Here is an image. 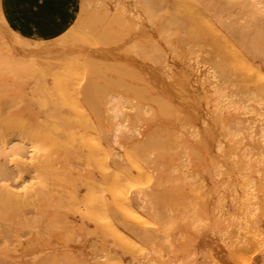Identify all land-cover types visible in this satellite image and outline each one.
<instances>
[{
    "label": "bare ground",
    "instance_id": "6f19581e",
    "mask_svg": "<svg viewBox=\"0 0 264 264\" xmlns=\"http://www.w3.org/2000/svg\"><path fill=\"white\" fill-rule=\"evenodd\" d=\"M84 1L53 39L0 11V232L30 234L2 239L1 262L64 263L72 211L95 264H264V0Z\"/></svg>",
    "mask_w": 264,
    "mask_h": 264
},
{
    "label": "rangeland",
    "instance_id": "374dc122",
    "mask_svg": "<svg viewBox=\"0 0 264 264\" xmlns=\"http://www.w3.org/2000/svg\"><path fill=\"white\" fill-rule=\"evenodd\" d=\"M83 1H84V0H83ZM83 1H82V0H78V1H77V4H76V16H75V19H74L72 25L75 24V23H77L79 17H80L81 15H85L86 12H87L85 6L83 5ZM85 1H87V0H85ZM85 1H84V4L86 3ZM89 1H90V0H89ZM96 1H97V0H96ZM90 2H91V1H90ZM94 2H95V1H94ZM101 2H102V1H101ZM101 2H100V0H99V3H101ZM91 3H93V2H91ZM97 3H98V2H97ZM0 11H2L1 0H0ZM2 13H3V11H2ZM72 25H71V26H72ZM30 39H32V38H30ZM33 40H35V39H33ZM110 112H111V111H110ZM111 113H113V112H111ZM69 166H70V167H69ZM69 166H68L69 169L72 168V167H75V168H74L75 170H76V167H78V168L80 167V166H78V165H75V166H72V167H71V165H69ZM81 166H83V165H81ZM84 167H85V169H86V171H87L86 166H84ZM58 168H59V166H58ZM65 168H67V167H65ZM65 168H63V167L61 166L60 170L63 171V169H65ZM68 168L65 169V172L67 171L66 173L69 172V169H68ZM74 169L72 168V171H70L69 173L73 172ZM81 169H84V168L81 167ZM81 169H78V170L82 171ZM70 170H71V169H70ZM62 171H61V173H62ZM83 171H84V170H83ZM83 171L80 172V173H78L79 171H77V173L80 175L81 173H83ZM65 172L62 173V174H66ZM61 173H60V174H61ZM75 173H76V172H75ZM85 173H86V172H85ZM85 173H84V174H85ZM60 174H59V176H60ZM71 174H72V176L74 175V173H71ZM71 174H70V175H71ZM78 174H77V176H78ZM61 176H62V175H61ZM67 176H68V175H67ZM67 176H66V178H67ZM75 176H76V175H74L73 177H75ZM77 176H76V177H77ZM81 176H82V175H81ZM85 176H86V174H85ZM62 177H64V176H62ZM78 177H79V176H78ZM78 177H77V178H78ZM82 177H83V176H82ZM143 178L145 179V176H144V175H143ZM68 179H70L69 176H68ZM79 179H80V178H79ZM147 179H148V177L145 179V181H143V179H141V182L144 183L143 185H146V186H147V185L149 184L148 181L146 182ZM27 180H29V177L27 178ZM27 180L24 181V182H26V184L30 183V181L27 183ZM73 180H74V178H73ZM71 181H72V180H71ZM24 182H23V181H20L19 183H21V184H18V183H17V184H18V186H19V185H22V186H23ZM63 182H64V181H63ZM76 182H77V180H76ZM141 182H139V185H140ZM79 183H80V182H79ZM142 183H141V184H142ZM66 184H68V183H66ZM70 184H71V183H70ZM24 185H25V184H24ZM80 185H81V184H80ZM80 185H79V186H80ZM82 185H83V184H82ZM139 185H138V187H139ZM143 185H142V187H143ZM18 186H17L15 189H17ZM140 186H141V185H140ZM20 187H21V186H20ZM138 187H137V188L135 187L136 190L138 189ZM142 187H139V189L142 190V191H144L145 188L143 187V188H144V189H143ZM21 188H22V187H21ZM21 188H18V189H21ZM141 188H142V189H141ZM146 188H147L146 191H149V190H148L149 187H146ZM140 190H139V191H140ZM143 193H144V192H143ZM143 193H142V194H143ZM144 194H145V193H144ZM144 194H143V195H144ZM143 195H142V196H143ZM146 196H147V194H145V195L143 196V198L146 197ZM65 197H66V195H65ZM65 197H64V198H65ZM67 197H68V196H67ZM69 197H70V196H69ZM61 198H62V197H61ZM64 198H63V199H64ZM146 198H147V197H146ZM146 198H145V199H146ZM148 198L150 199L149 196H148ZM148 198H147V199H148ZM67 199L72 200L73 198H67ZM67 199H66V201H68ZM82 199H83V198H82V196H81V200H82ZM145 199H143V202L140 203V204H141L140 209L144 206L145 209L148 210V207H150V206H148V205H150V204L147 205V202H149V201H147V199H146V201H145L146 203H145V204H146V206H148V207L146 208V206L143 205ZM79 200H80V198H79ZM79 200H78V201H79ZM66 201L63 200V204H64V202H66ZM151 201H152V200H151ZM60 202H61V200H60ZM83 202L86 203V199H84V201H81L80 204L83 203ZM72 203H74V201H73ZM142 203H143V204H142ZM151 203H152V202H151ZM76 204H77V203H75V205H76ZM140 204H139V203L137 204V202H136V205H137V206L140 205ZM61 205H62V204H61ZM65 205H66V204L63 205V208H64ZM67 205H68V203H67ZM69 205H70V204H69ZM78 205H79V204H78ZM142 205H143V206H142ZM151 205H152V204H151ZM70 206H71V205H70ZM81 206H83V208H81V209H84V205L82 204ZM81 206H80V207H81ZM134 206H135V205H134ZM61 207H62V206H61ZM65 207H66V206H65ZM73 207H75V206L73 205ZM151 207H152V206H151ZM63 208H62V209H63ZM77 208H78V207H77ZM128 208H129V207H128ZM135 208H136V209H135ZM27 209H29V208H27ZM27 209H26V210H27ZM60 209H61V208H60ZM60 209H59V210H60ZM65 209H66V208H65ZM68 209H69L68 211L70 212L71 207L68 208ZM74 209H75V208H73V209H71V210H74ZM81 209H80V210H81ZM126 209H127V208H126ZM138 209H139V206H138V208H137V207H133V209H132V208H129L128 210H132V211L134 212L135 210H138ZM140 209H139V211H138L139 214H140V211H142V210H140ZM149 209H150V208H149ZM30 210H31V211H30ZM122 210H123V211L125 210L124 205L122 206V208H120V211L122 212L121 214H124L125 212H123ZM143 210H144V208H143ZM147 210H144V211H146V212L142 211L146 217H144L143 214H141L140 216H141V217L143 216L144 218H147V216H148V212H147ZM152 210H153V207H152L151 211H152ZM32 211H33V209L30 207V209H29V211H27V213L29 212V213H31V215H33V214H32ZM63 211H64V210H63ZM63 211H58V212H60L59 215H60V214L62 215V212H63ZM68 211H65V213L68 212ZM74 211H75V210H74ZM76 211H77V210H76ZM78 211H79V210H78ZM83 211L85 212V210H83ZM151 211H149V212H151ZM58 212L56 211V212H54V213L58 214ZM126 212H127V210H126ZM130 212H131V211H130ZM133 212H132V214H130V215H133ZM142 212H141V213H142ZM152 212H153V211H152ZM152 212H151V214H152ZM73 213H74V212L71 211L70 215H68L69 221H70V220H72L73 222L75 221L77 224H78V223H79V224H83V225H85L86 227L83 226V225H81V226L84 227V228H82V227L80 226V229H81V230H80L79 232H77L78 229H79V228H78L79 225L77 226V224L75 223L74 225H75L76 227L73 228L74 225L72 226V228H73L72 230H73L74 232H76V236H74V234L72 233L74 237L71 236V237H72V238H71L72 240L70 241V244H69V245H71V246L73 245V246H72L73 248H72V250H71V248H66V247H65L66 249L69 250L68 252L70 253L72 259L70 260V259L67 257V255L69 254L68 252H65V253H61V254H59V253H60V252H59L60 250H61V251H64V250H63V249H64L63 247H58V246L55 247V248H56L55 252H54V250H53V249H54V247H53L51 252H54L55 254L58 253L59 257L62 256V254H63V261H64V258H66V261H64V263H63L62 260H61V262H62L63 264H65L66 262H70V261L74 260L76 257H77V258H76L77 260H76V259H75V260L78 261L77 264H80L81 260H82V261H83V260L86 261V262H87L86 264H95V260H96V259L98 260V258H101V255H102V254L104 255V252L100 255V257H98V258H96V259L94 260V258H95L96 256H95L93 259H92V257L95 255V253L93 252V255L91 256V253H90L91 251H90V252L88 251V250L90 249V247L93 246L92 244L94 243V242H93L94 240L92 241V239L94 238V236H92V235H94L95 231H94V232L92 231L93 233L90 231V232L92 233V235H91L89 232H88V233H86V232L89 231L90 229H92V230L94 229V230H95L94 225H93V223H92L88 218L85 217V215H82V216H84V217H83L84 219H83L82 216L80 215V213H74V214H73ZM118 213H119V212H118ZM136 213H137V212H136ZM136 213H135V214H136ZM145 213H146L147 215H146ZM119 214H120V213H119ZM121 214H120V216H121ZM139 214H138V215H139ZM28 215L30 216V214H28ZM63 215L65 216L64 213H63ZM63 215H62V216H63ZM54 216H56V215H54ZM64 216H63V217H64ZM125 216L127 217V213L125 214ZM125 216H123V217H125ZM134 216H135V215H134ZM136 216H137V214H136ZM136 216H135V218H136ZM66 217H67V215H66ZM74 217H75V218H74ZM78 217H79V218H78ZM118 217H119V216H118ZM126 217H125V219H126ZM143 217H142V220H143ZM135 218H133L134 221L136 220L135 223H137V222L139 223V219H137V218H139V216H138L136 219H135ZM55 219H58V218L55 217ZM65 219H66V218H65ZM82 219H83V221H82ZM120 219H121V217H120ZM125 219H124V220H125ZM129 219L132 220V217L129 216ZM149 219H151V221H150ZM149 219H147L148 222L150 221V222L148 223L147 227L145 226L146 223L144 224V226L146 227V229L143 228V229L145 230V231H143L144 234H145L146 230H148V231H149V230H153V233H154V221H152V220H153V217L151 216V218H149ZM67 220H68V219H67ZM140 220H141V219H140ZM60 221H63V220L61 219ZM119 221H122V220H119ZM128 221H130V220H128ZM134 221H133V222H134ZM144 221H145V220H144ZM144 221H142V222L144 223ZM58 222H59V221H58ZM67 222H68V221H67ZM83 222H84V223H83ZM142 222H141V224L139 223V225L141 226V228L144 227V226H142V225H143ZM152 222H153V223H152ZM125 223L127 224V222H125ZM129 223H131V222H129ZM129 223H128V225H130ZM135 223H134V224H135ZM138 223H137V224H138ZM122 224H123V223H122ZM126 224H125L124 226H127ZM149 224L151 225V227L149 226ZM152 224H153V225H152ZM2 225H4V224L2 223ZM64 225H65V223L62 225L61 222H60V226H59V223H57V226H56L54 229L51 230L52 232L50 231V232H51V236H52L53 234H55L56 232H57V233L59 232L60 229L57 230V227H58V226H59L60 228H61V226H62V228H63ZM68 225H70V223H69ZM68 225H67V226H68ZM71 225H72V224H71ZM120 225H121V224H120ZM132 225H133V224H132ZM4 226H5V230H6L7 233H6V234H2V233H3V230H1L2 233L0 232V237H1V234H2L4 237L6 236V238H4V237L2 236L3 238L1 237L0 241H1L2 239H4V240L6 241L5 243H9L10 245H14V244L16 245L17 240H18L19 238H21L22 236H23L22 239H24V235L26 236L27 233H28L27 230L24 231V229H23V230L21 229V230H22L21 232L24 231V232H23L24 234H22V236H21V233L19 232V233H18L19 235L16 236L17 230H18V231L20 230L19 228H15V227H13V226H9V224H8V226H9L10 229H11V230H9L8 227L6 228V224H5ZM124 226H122V227L124 228ZM130 226H131V225H130ZM148 226H149L150 228H149ZM135 227H137V226L135 225ZM1 228H4V227L1 226ZM1 228H0V229H1ZM66 228H67V227H65V230H66ZM69 228H70V227H69ZM87 228H88V229H87ZM147 228H149V229H147ZM82 229H83V230H82ZM134 229H135V230H137V229L139 230L140 227L138 226L137 228H134ZM134 229H133V230H134ZM143 229H142V230H143ZM8 230H9V231H8ZM63 230H64V229H63ZM63 230L61 229V232H59V234H60V233H64ZM75 230H76V231H75ZM119 230H121V229H119ZM119 230H118V231H119ZM122 230H123L122 233H125L124 230L126 231V228H124V229H122ZM122 230H121V231H122ZM127 230H128V229H127ZM138 230H137V231H138ZM69 231H70V230H69ZM118 231H117V232H118ZM131 231H132V230H130V234L132 233L131 236H132L133 238H136L137 235H138V234H137L136 237H135L136 231H135V234H133L134 232H131ZM140 231H141V230H140ZM140 231L137 232V233H139V237H140ZM148 231H147L146 235H149L150 233H152V232H150V231H149V233H148ZM8 232H9V233L12 232V233L9 234ZM47 232H49V230H48ZM67 232H68V231H67ZM119 232H120V231H119ZM126 232H127V231H126ZM68 233H69V232H68ZM70 233H71V232H70ZM78 233H80V234L82 233L83 235H84V234H85V235H84V236L81 235V237H80V236L77 235ZM122 233H120V234L122 235ZM128 233H129V231H128L127 233H125V234H128ZM141 233H142V232H141ZM153 233H152V234H153ZM66 234H67V233H66ZM87 234L91 235L89 239L87 238V237H89V235H87ZM13 235H15V236H13ZM29 235H30V234L28 233V236H29ZM68 235H71V234H68ZM133 235H134V236H133ZM141 235H142V234H141ZM146 235H145V236H146ZM8 236H9V237H8ZM11 236L16 237V238L19 237V238H18V239L15 238V240H16V241H15L13 237L10 238ZM55 236H57V235L55 234ZM77 236L80 237L78 240H77ZM128 236H129V235H128ZM128 236H127V237H128ZM131 236H130V238H131ZM142 236L145 238L144 235H142ZM142 236H141V239L143 238ZM152 236H153V235H152ZM152 236L150 235V239H152ZM92 237H93V238H92ZM147 237H148V238H147ZM147 237H146L147 240L150 241L149 236H147ZM9 238H10V239H9ZM91 238H92V239H91ZM133 238H131V239H133ZM137 238H138V237H137ZM137 238H136V239H133V241H132V242H134L133 245H135V243H136L135 241H137V243H136L137 247H136V248H138V246H139L138 244L142 241V240H139L140 238L137 240ZM144 238H143V240H145ZM25 239L27 240V237H25ZM25 239L22 240V241H26ZM28 239H29V237H28ZM90 239H91V240H90ZM117 239H118V237H117ZM19 240H20V239H19ZM19 240H18V242H19ZM89 240H90V241H89ZM110 240H112V239H110ZM128 240H129V239H128ZM134 240H135V241H134ZM147 240H146V241H147ZM152 240H154V238H153ZM2 241H3V240H2ZM2 241L0 242L1 245H2ZM20 241H21V240H20ZM116 241H117V240H116ZM118 241H119V240H118ZM139 241H140V242H139ZM146 241H145V243H144V242L140 243V246L143 245V243H144V246H142V248H144V249H142L141 247L138 248V249H140V251H141V249H142V253H144L143 250H145V248L147 249V247H148L147 244L150 243V242H149V243H146ZM79 242H80V243H79ZM89 242H90V245H91V246L88 245ZM91 242H93V243L91 244ZM151 242H153V241H151ZM3 244H4V243H3ZM120 244H121V242L119 241V244L117 243V246H118L117 248H118V249H120V248H119V245H120ZM18 245H20V243L17 244L16 246H18ZM69 245H68V246H69ZM121 245H122V244H121ZM136 245H135V246H136ZM149 245L153 246L154 244H153V243H152V244L150 243ZM5 246H7V245L4 244V247H5ZM151 246L149 247V249L152 248ZM11 247H13V246H10V248H11ZM77 247H78V248H77ZM82 247H83V248H82ZM84 247H85V248H84ZM120 247H121V246H120ZM2 248H3V247H2ZM94 248H95V247H93V249H94ZM96 248H97V247H96ZM112 248H113V246H112ZM57 249L59 250L58 252H56ZM79 249H80V250H79ZM93 249H92V250H93ZM113 249H114V248H113ZM113 249H111L110 253H112V254H116V253H115L116 251L114 252ZM118 249H117V250H118ZM123 249H124V248H123ZM129 249L132 250L131 247H129ZM149 249H148V250H149ZM50 250H51V248H50ZM82 250H83V251H82ZM115 250H116V249H115ZM135 250H136V249H135ZM84 251H85V253H84ZM95 251L98 252V250H96V249H95ZM100 251H101V250H100ZM112 251H113V252H112ZM122 251H123V250H122ZM122 251H121V253H119L118 251H117V252H118L119 255H121V254H122ZM137 251H138V252H137ZM146 251H147V250H145V252H146ZM149 251H151V250H149ZM149 251H147V252H149ZM97 252H96V254L98 255ZM133 252H134V251H133ZM135 252H137V255H138V253H139V255H140L139 250H136ZM152 252H153V249H152L151 253H152ZM88 253H90V255H89ZM100 253H101V252H99V254H100ZM64 254H65V255H64ZM134 254H135V253H133V255H134ZM49 255H50V257H51L50 251H49ZM58 255H57V256H58ZM72 255H73V256H72ZM119 255H116V256L118 257ZM135 255H136V254H135ZM137 255H136V256H137ZM139 255H138V256H139ZM143 255H146V256H147V257L145 256L146 259H147L148 257H149V259H150V258L152 257L153 254H151V256H148V253H147V254L145 253V254H143ZM143 255H141L143 258H141V257H140V258H141L142 260H145V258H144ZM149 255H150V253H149ZM52 256L55 257L56 255H53V254H52ZM75 256H76V257H75ZM113 256H115V255H113ZM116 256H115V258H117ZM71 257H70V258H71ZM103 257H104V256H102V260L105 259V257H104V258H103ZM1 258H2V257H1ZM61 258H62V257H61ZM84 258H85V259H84ZM140 258H138V259L140 260ZM152 258H153V257H152ZM152 258H151V259H152ZM53 259H57V257H56V258H53ZM87 259H88L89 261H88ZM149 259H148V260H149ZM3 260H4V258H3ZM8 260H9V259H7V261H6V260H5V261L8 262ZM67 260H69V261H67ZM75 260H74V261H75ZM93 260H94V261H93ZM97 260H96V261H97ZM99 260H101V259H99ZM99 260H98V261H99ZM133 260H134V259H133ZM136 260H137V259H136ZM139 260H137V262H134V263H135V264H140V263L138 262ZM118 261H119V260H118ZM146 261H147V260H146ZM0 262H1V259H0ZM6 262H4V263L1 262V263H2V264H6ZM11 262H12V261L9 260V264H16V263H13V262L11 263ZM29 262H31V260H29ZM61 262H60L59 264H62ZM132 262H133V261H132ZM141 262H143V261H141ZM149 262H150V264H152V263H151L152 260H149ZM149 262H147L146 264H149ZM24 263H25V264H26V263L28 264V261L23 262V264H24ZM81 263H82V262H81ZM84 263H85V262H84ZM134 263H133V264H134ZM144 263H145V262H144ZM7 264H8V263H7ZM31 264H34V263L31 262ZM35 264H37V262H35ZM38 264H39V263H38ZM66 264H67V263H66ZM70 264H72V263L70 262ZM74 264H76V262H75ZM130 264H132V263H130Z\"/></svg>",
    "mask_w": 264,
    "mask_h": 264
},
{
    "label": "crops",
    "instance_id": "0c3cea01",
    "mask_svg": "<svg viewBox=\"0 0 264 264\" xmlns=\"http://www.w3.org/2000/svg\"><path fill=\"white\" fill-rule=\"evenodd\" d=\"M77 1L1 0V6L6 21L24 37L53 39L72 25Z\"/></svg>",
    "mask_w": 264,
    "mask_h": 264
}]
</instances>
